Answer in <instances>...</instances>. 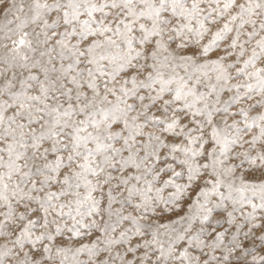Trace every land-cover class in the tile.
Returning <instances> with one entry per match:
<instances>
[{"label": "snow or ice", "instance_id": "obj_1", "mask_svg": "<svg viewBox=\"0 0 264 264\" xmlns=\"http://www.w3.org/2000/svg\"><path fill=\"white\" fill-rule=\"evenodd\" d=\"M0 264H264V0H0Z\"/></svg>", "mask_w": 264, "mask_h": 264}]
</instances>
